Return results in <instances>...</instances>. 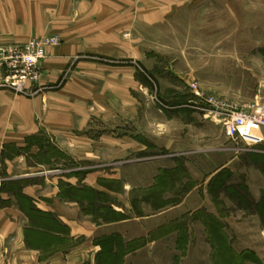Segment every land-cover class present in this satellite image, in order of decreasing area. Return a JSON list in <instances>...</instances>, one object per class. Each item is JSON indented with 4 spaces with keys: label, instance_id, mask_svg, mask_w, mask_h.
Listing matches in <instances>:
<instances>
[{
    "label": "rangeland",
    "instance_id": "obj_1",
    "mask_svg": "<svg viewBox=\"0 0 264 264\" xmlns=\"http://www.w3.org/2000/svg\"><path fill=\"white\" fill-rule=\"evenodd\" d=\"M150 33L149 69L135 62L145 88L136 94V123L152 140L110 164H73L74 173H120L119 197L85 190L89 209L106 222L135 219L128 232L142 235L128 247L114 236L106 242L112 255L101 246L96 264H230L235 251L257 256L239 264H264V153L229 137L215 107L192 106L190 87L197 81L205 94L250 112L264 104V0H201ZM67 71L37 94H17L60 88Z\"/></svg>",
    "mask_w": 264,
    "mask_h": 264
},
{
    "label": "crops",
    "instance_id": "obj_2",
    "mask_svg": "<svg viewBox=\"0 0 264 264\" xmlns=\"http://www.w3.org/2000/svg\"><path fill=\"white\" fill-rule=\"evenodd\" d=\"M200 1L0 0V46L57 35L41 84H57L71 69L62 87L36 97L0 89V264H96L103 240L122 236L128 247L142 236L128 232L135 219L106 222L89 209L85 190L119 197L120 173H74L73 164H110L147 148L141 139L152 137L136 123L144 86L135 62L149 69L151 29ZM259 136L264 153V128ZM21 195L43 214L32 217Z\"/></svg>",
    "mask_w": 264,
    "mask_h": 264
},
{
    "label": "built area",
    "instance_id": "obj_3",
    "mask_svg": "<svg viewBox=\"0 0 264 264\" xmlns=\"http://www.w3.org/2000/svg\"><path fill=\"white\" fill-rule=\"evenodd\" d=\"M60 42L59 36L52 35L34 37L24 43L0 46V88L31 95L44 89V85L41 84L43 74L41 63L46 58L48 47L57 46ZM67 72L62 81L66 78ZM190 87L195 97L192 106L215 107L229 137L251 146L262 144L263 137L254 132H260L264 128V105H258L250 112L227 100L205 94L197 81H192Z\"/></svg>",
    "mask_w": 264,
    "mask_h": 264
},
{
    "label": "trees",
    "instance_id": "obj_4",
    "mask_svg": "<svg viewBox=\"0 0 264 264\" xmlns=\"http://www.w3.org/2000/svg\"><path fill=\"white\" fill-rule=\"evenodd\" d=\"M263 158H264V156H263ZM3 186V185H2ZM15 190H13L15 193L17 192V188H14ZM89 191H92L91 189H88ZM20 200L22 201V207L33 217V216H37V214H43V213H41L40 211H38L35 207H34V205L31 203V201H30V199L29 198H26V197H24L23 195H21V197H20ZM249 201V200H248ZM262 204H263V201H261V202H259V206L261 207L262 206ZM39 216V215H38ZM114 240V238L113 237H111V238H107V239H105V240H103L101 243H102V246H104V253H106V254H108V255H112L111 253H110V251H109V249H111V248H109L108 249V246H106V242H107V244L108 243H110V242H112ZM118 240H119V238H118ZM102 253V252H101ZM234 254H231V259L232 260H230V259H228V262L230 263V264H236V263H238L239 262V260L240 259H242V260H244V258L246 259V258H248V256L247 255H252V256H255L252 252H250V251H243V252H241V253H238V252H233ZM112 257H114V255L112 256ZM255 258H257V256H255ZM233 260H235L236 261V263H232V261ZM227 262V261H226ZM239 264V263H238Z\"/></svg>",
    "mask_w": 264,
    "mask_h": 264
}]
</instances>
